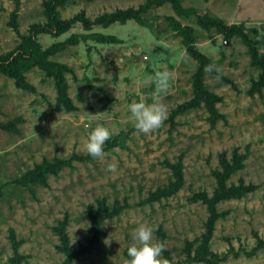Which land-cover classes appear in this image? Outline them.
Here are the masks:
<instances>
[{"label":"rangeland","instance_id":"1","mask_svg":"<svg viewBox=\"0 0 264 264\" xmlns=\"http://www.w3.org/2000/svg\"><path fill=\"white\" fill-rule=\"evenodd\" d=\"M48 1L0 0V57L35 29L43 49L93 33L119 42L82 39L50 58L66 66L68 103L38 67L23 84L0 73V264H127L140 223L157 227L167 264H264V70L253 51L264 56V0H181L229 29L182 20L214 66L202 75L210 98L196 90L198 61L168 26L170 4L142 13L147 27H104L105 16L139 13L148 0H70L57 8L69 27L58 36L46 30ZM157 71L173 73L167 119L137 133L128 105L152 102ZM97 125L114 134L110 155L92 158L83 146ZM58 160L66 164L44 183L19 184ZM101 202L114 214L97 241L89 210Z\"/></svg>","mask_w":264,"mask_h":264},{"label":"trees","instance_id":"2","mask_svg":"<svg viewBox=\"0 0 264 264\" xmlns=\"http://www.w3.org/2000/svg\"><path fill=\"white\" fill-rule=\"evenodd\" d=\"M70 0H50L46 3L47 6V16L49 19L48 31L55 32L56 35H61L68 30L66 21H62L59 18L57 8L64 5ZM170 4L175 16H170L167 18L168 26L172 31L176 32L179 36L183 38L184 45L186 46L187 52L190 53L199 63V70L196 75V90L199 95L205 98L209 97V94L204 90L202 85V75L205 72V66L210 65V61L207 57L202 55L196 48L195 45V35L194 28L190 25H183L182 20H187L189 18L195 19L197 24L204 30L209 31L212 28H220L221 31L229 30L224 27L222 20L210 16L208 13H200L195 8H184L181 0H148L146 4L140 9L139 13L133 12H118L112 16H105L103 18L102 24L104 27H109L115 23H120L122 25L130 19H136L141 26L147 27L148 25L142 19L141 14L149 11L152 8H159L165 4ZM234 29L236 27H233ZM38 29H35L33 34L26 37L23 43L17 48L15 53H10L4 57H0V73L13 78L18 84H23L25 80V75L32 68L38 67L41 70L48 73L49 76L54 77L59 91L60 100L64 103L69 102L67 95V82L65 78L66 66L50 60V58L58 53H61L67 49L69 46L78 45L82 39L88 40L93 39L102 43H117L119 40L115 36L106 35L103 33H93L84 37L78 35H72L69 39L64 42H59L53 44L47 49H43L42 46L37 42L36 35ZM254 62L260 65L264 70V56H261L259 52L254 48ZM210 98V97H209ZM213 110V109H212ZM66 164L65 161L58 160L54 164H46L39 168L36 172H31L28 176L21 181L20 185L29 186L31 183L45 182L46 175L52 173H58L63 166ZM227 197H230L229 192ZM224 192V194H226ZM163 193H160L162 195ZM158 195H153L152 199ZM225 195H223L224 197ZM221 198L216 195L215 199L211 203H215ZM213 216L210 218V222H214L217 219V214L215 210L212 209ZM114 212H111L104 202L100 203L99 209L90 208L89 216L92 221L93 230L95 232V237L97 241L104 238L103 234V224L104 221L112 217ZM60 234L65 237V224H62L60 228ZM67 253L71 255V251L67 249Z\"/></svg>","mask_w":264,"mask_h":264},{"label":"clouds","instance_id":"3","mask_svg":"<svg viewBox=\"0 0 264 264\" xmlns=\"http://www.w3.org/2000/svg\"><path fill=\"white\" fill-rule=\"evenodd\" d=\"M212 65L205 66L206 72L213 71ZM218 71V69H217ZM173 73L170 71H157L149 79L154 83V90L150 93L152 102L147 103L143 98L128 105V119L133 123L137 133L151 134L160 129L167 119V107L162 102L171 87ZM113 131L104 126L97 125L87 136L84 150L92 158H101L110 155L105 151V144L113 136ZM115 164H108L107 171L116 172ZM157 227L151 224L140 223L132 229V241L127 248L130 259L127 264H167L161 259L166 250L163 241L154 239Z\"/></svg>","mask_w":264,"mask_h":264}]
</instances>
